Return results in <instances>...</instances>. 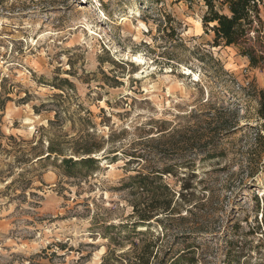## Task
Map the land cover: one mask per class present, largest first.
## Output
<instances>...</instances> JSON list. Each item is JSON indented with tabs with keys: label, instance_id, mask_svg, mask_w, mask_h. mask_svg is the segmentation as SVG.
<instances>
[{
	"label": "rangeland",
	"instance_id": "rangeland-1",
	"mask_svg": "<svg viewBox=\"0 0 264 264\" xmlns=\"http://www.w3.org/2000/svg\"><path fill=\"white\" fill-rule=\"evenodd\" d=\"M206 9L203 0H0V264H100L115 247L100 226L129 219L119 186L136 165L103 154L152 147L150 137L172 145L159 165L192 163L197 184L195 214L163 243L191 244L197 264H225L235 237L241 264H264V61L214 45ZM209 137V154L176 156V142ZM88 147L99 158L91 172L62 165ZM163 179L178 189L176 176Z\"/></svg>",
	"mask_w": 264,
	"mask_h": 264
},
{
	"label": "trees",
	"instance_id": "trees-1",
	"mask_svg": "<svg viewBox=\"0 0 264 264\" xmlns=\"http://www.w3.org/2000/svg\"><path fill=\"white\" fill-rule=\"evenodd\" d=\"M203 1L207 9L202 16V21L205 28L213 31L214 45H219L220 42L224 45H236L240 54L248 58L251 66L260 65L264 61V19L260 14L261 0ZM222 5L227 7L228 13L220 11L219 7ZM259 100V111L264 118V90L259 91ZM166 129H158L157 133L164 134ZM148 141L152 142V147H145L146 144H143L142 147L133 146L129 150L122 149L120 152L113 150V155H110V152L103 154V157L111 162L119 159L120 155H125L127 157L125 165L130 163L136 165L133 168L134 173L123 178L119 186L121 190H128V203L131 206L129 219L120 225L108 223L100 226L101 234L115 246L108 249L100 264H197L198 259L191 244L187 243L183 248L176 249V241L163 243L161 236L174 228H179L189 215L195 214L196 204L192 202V198L196 194L197 184L190 177L195 174L193 164L176 163L160 166L159 162L166 158L163 148L170 149L172 145H160V137H150ZM139 143L142 142L136 144L139 145ZM175 144L178 148L175 149L176 156L181 157L188 152H205L207 155L209 148H213L208 147L209 144L214 142L213 138L209 137L208 139L181 140ZM51 152L56 151L49 147L48 153L37 160L48 158ZM82 152L85 154H80L77 159L72 156H63L60 160L62 165L67 168L78 166V169L91 172L94 166L98 165L99 158L90 155L92 152L90 147L83 149ZM182 168L190 169L187 177L180 176L178 170ZM166 174H172L178 178V189L170 186L163 179ZM261 223L264 226V204ZM154 227H158L161 232L156 233ZM237 227L233 225L234 234H237ZM111 228H115L116 233L110 234ZM187 231L175 236L189 238L192 230ZM193 231L207 230L198 228ZM261 233L264 235V231ZM116 247H120L117 249L118 253H116ZM241 253L238 240L233 237L226 241L223 261L225 264H241Z\"/></svg>",
	"mask_w": 264,
	"mask_h": 264
}]
</instances>
